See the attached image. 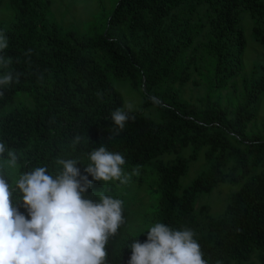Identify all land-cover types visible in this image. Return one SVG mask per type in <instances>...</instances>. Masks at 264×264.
Instances as JSON below:
<instances>
[{"label":"trees","instance_id":"1","mask_svg":"<svg viewBox=\"0 0 264 264\" xmlns=\"http://www.w3.org/2000/svg\"><path fill=\"white\" fill-rule=\"evenodd\" d=\"M7 1L12 18L0 22V33L12 63L0 75L20 74L0 96V142L20 156V167L6 170L9 183L39 166L57 172L58 158H79L92 181L84 195L118 198L126 186L84 171L88 153L103 145L124 156L125 174L138 169L142 185L151 177L155 219L192 229L208 264H253L256 253L264 264V119L256 116L264 63L247 67L243 59L246 22L264 46V0H111L110 7L98 0L84 31L49 18L56 0ZM123 83L141 103L117 134L111 112L124 106ZM77 134L83 140L73 148ZM201 150L203 167L181 188ZM224 182L237 189L220 214L197 205L200 193ZM12 201L30 219L18 190ZM123 209L108 264H128L131 243L147 240L148 231L126 233L124 201Z\"/></svg>","mask_w":264,"mask_h":264},{"label":"clouds","instance_id":"2","mask_svg":"<svg viewBox=\"0 0 264 264\" xmlns=\"http://www.w3.org/2000/svg\"><path fill=\"white\" fill-rule=\"evenodd\" d=\"M7 48V37L0 33L3 68L12 63L3 54ZM19 75L11 71L0 75V96L14 81L19 82ZM133 111V105L124 102L122 108L111 112L117 134L127 122L135 120ZM82 140L77 134L71 142L73 148ZM88 156L90 163L84 171L93 179L129 182L121 153L101 145ZM78 162L79 158H58L56 164L62 167L57 172L39 166L9 183L6 170L19 168L20 156L0 142V264H108L106 246L125 223L123 201L103 192L98 201L87 198L84 193L92 181L81 174ZM132 174L139 175V170L133 169ZM17 190L30 219L13 204ZM194 236L192 229H173L157 222L148 229L145 242L131 243L128 264H208Z\"/></svg>","mask_w":264,"mask_h":264},{"label":"rangeland","instance_id":"3","mask_svg":"<svg viewBox=\"0 0 264 264\" xmlns=\"http://www.w3.org/2000/svg\"><path fill=\"white\" fill-rule=\"evenodd\" d=\"M107 7H110L111 0H102ZM55 2V0H54ZM98 0H56L55 4L49 8L48 16L50 19L56 20L66 28H76L84 31L93 21V11L98 10ZM52 11V14H51ZM248 18L249 14L244 13ZM12 18V12L8 10V1L0 7V22L8 21ZM245 39L246 48L243 55L244 63L247 67H251L256 63H264V46L257 44L251 32L250 23H245ZM120 93L123 101L133 105V109L139 107L141 103L140 94L131 89L127 84L119 85ZM256 116L258 119H264V96L260 98L256 105ZM203 150L198 154L197 159L189 162L188 170L184 177L181 179V188L187 186L194 177L198 174L199 170L203 167ZM188 153V151H187ZM130 175V180L126 184H121L120 189L127 187L126 191H118V198L122 199L128 206L129 223L126 227L127 234H137L147 232L148 229L157 223L155 216L158 214L157 204L159 192L151 186V177L146 178V182L142 185L137 176ZM103 183L98 184V187ZM123 185V186H122ZM145 188V189H144ZM117 189L119 186L117 185ZM237 187L231 186L228 183H220L212 191L207 193H200L197 198V205L207 204L210 213L218 215L222 212L224 206L228 201V196ZM197 221L203 222L200 216H197ZM258 253L254 254L251 258L253 264H260L257 259Z\"/></svg>","mask_w":264,"mask_h":264}]
</instances>
